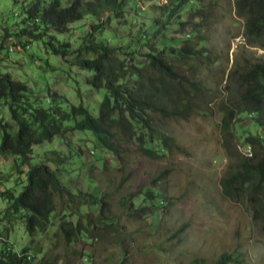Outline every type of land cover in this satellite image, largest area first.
I'll list each match as a JSON object with an SVG mask.
<instances>
[{
    "label": "rangeland",
    "instance_id": "374dc122",
    "mask_svg": "<svg viewBox=\"0 0 264 264\" xmlns=\"http://www.w3.org/2000/svg\"><path fill=\"white\" fill-rule=\"evenodd\" d=\"M50 1L0 0V43L9 34L0 50V71L25 84L41 100L42 107L47 108L49 96L56 94L63 106L82 105L96 117L105 91L87 84L86 79L94 73L81 69L75 62L95 55L80 51L103 39L108 47L117 48L111 64L125 77V82H130L134 68L143 74L148 71L144 55L149 47L145 41H139L138 33L152 38L156 30H161L152 38L155 48H179L186 41L175 33L180 22L186 23L183 32L189 35L187 41L201 55L187 60L167 55V59L183 78L185 90L189 88L187 79L207 89V97L195 99L201 111L187 120L150 114L154 129L169 136L176 145L159 158L144 155L133 140L126 146L123 161H119L107 151L94 150L90 134L68 128L62 142L54 139L51 144L35 147L33 163L52 149L82 151L84 167L80 173L76 176L72 171L79 168L78 164H70L61 177L71 193L81 191L99 199L86 198L85 205L80 207L89 216V222L81 217L70 218L74 223L87 225L91 234L88 239L83 235V239L71 244L63 239L58 225L64 206L57 199L51 226L29 236L22 220L5 217L9 204L0 195L1 234L17 251L28 247L36 256V263L45 259L49 264H212L222 254H229L238 258L236 264H264V234L252 220L253 203L248 195L241 202L229 201L223 196L221 185L230 172L228 165L234 158L245 156V131L251 135L260 131L249 121L232 128L233 138L225 139L221 130L223 109L234 90L229 73L245 66L247 61H264L263 50L245 45L243 20L235 15V0H194L168 20V13L162 10L168 0H121L122 15L115 17L114 11L101 15L104 22L109 18L103 33L93 30L99 21L86 16L71 24L65 35H56L59 42L71 46L66 58L45 50L41 42L15 36L32 6L46 7ZM59 1L65 7L71 0ZM173 93L177 95L176 90ZM0 121L15 128L7 107L0 106ZM97 157L103 160L105 169ZM21 170V174L16 173L13 158L0 155V194L6 190L15 195L21 192L28 169ZM161 175L163 180L157 185L154 180ZM155 186L164 199L157 211L159 220L149 215V209L144 215L128 217L122 199H134L139 191H152ZM78 208L76 200L67 211L73 210L78 216Z\"/></svg>",
    "mask_w": 264,
    "mask_h": 264
},
{
    "label": "trees",
    "instance_id": "16d2710c",
    "mask_svg": "<svg viewBox=\"0 0 264 264\" xmlns=\"http://www.w3.org/2000/svg\"><path fill=\"white\" fill-rule=\"evenodd\" d=\"M193 1L168 0L162 10L168 13V20ZM122 6L121 0H71L65 7H62L59 0H51L42 8L34 4L27 11V17L22 21L23 27L15 36L41 42L45 50L66 58L71 46L59 42L56 35H65L71 24L80 22L86 16L97 19L99 24L93 30L103 33L109 18L104 22L101 15L114 11L115 17H119L122 15ZM234 7L235 15L243 20L245 45L264 51V0H235ZM185 25L180 22L179 29L175 31L186 39L179 48L170 46L157 50L152 38H156L161 30H156L152 38L138 33L141 36L139 41H145L149 47V52L144 55L148 74L134 68V73L129 76L130 82H125V77L111 64L117 48L108 47L103 39L98 44L86 45L80 51L95 55L75 62L81 69L94 73L86 79L87 84L105 91L96 117L82 105L63 106L56 100V94L49 96V106L44 108L41 100L31 94L25 84L13 79L9 73L0 71V106L8 108L10 119L15 124V128H12L8 123L0 121V155L13 158L16 173L21 174L22 167L28 169L26 184L18 195L10 190L0 194L9 204L5 217H18L22 220L29 236L35 232H45L56 216L55 201L58 199L64 206L58 225L63 239L70 244L83 239V235L88 239L90 228L80 221L74 223L70 218L81 217L89 222V216L81 212L80 207L85 205L86 198L91 201L99 199L81 191L71 193L61 177L70 164H78L79 168L72 171L76 176L80 173L81 167H84L82 151L52 149L43 153L42 160L33 163L34 148L51 144L54 139L62 142L67 128L90 134L94 150L107 151L119 161H123V155L128 151L126 146L133 140L138 142L143 154L151 158L162 157L171 147L176 146L169 136L154 129L149 116L154 114L164 119L187 120L193 113L201 111L195 99L207 97V89L187 79L185 81L189 88L185 90L181 84L183 78L167 59V55H178L185 60L201 55L187 41L189 35L183 32ZM8 36L6 33L2 38L0 50L4 49L3 42ZM228 79L234 82V90L223 109L221 130L224 138H233L232 128L244 121H249L260 131L256 135L246 131L243 134L244 151L249 147L252 155L246 157L244 153L245 156L234 158L228 165L230 172L221 180L222 194L232 202H241L248 195L253 203L252 220L264 234V61H247L245 66L232 70ZM174 90L177 95H174ZM242 115L244 119H240ZM97 161L105 169L103 160L97 157ZM162 180L163 175L158 176L154 182L159 185ZM76 200L79 205L78 216L73 210L67 211ZM121 203L128 217L144 215L149 209V215L156 221L159 220L157 211L164 205V199L158 186H155L152 191H139L137 197L131 200L124 198ZM6 237L0 232V264H49L45 259L36 263V256L28 247L17 251ZM27 254L32 256L30 261ZM238 261L235 256L222 254L212 264H236Z\"/></svg>",
    "mask_w": 264,
    "mask_h": 264
},
{
    "label": "built area",
    "instance_id": "2783aa9c",
    "mask_svg": "<svg viewBox=\"0 0 264 264\" xmlns=\"http://www.w3.org/2000/svg\"><path fill=\"white\" fill-rule=\"evenodd\" d=\"M251 155H252V152H251V149H250V153H246V157H251ZM26 256H28V261H30L32 256L30 254H27ZM35 262H36V260H35Z\"/></svg>",
    "mask_w": 264,
    "mask_h": 264
},
{
    "label": "bare ground",
    "instance_id": "6f19581e",
    "mask_svg": "<svg viewBox=\"0 0 264 264\" xmlns=\"http://www.w3.org/2000/svg\"><path fill=\"white\" fill-rule=\"evenodd\" d=\"M247 151L250 152V148L249 147L246 148L245 153H247Z\"/></svg>",
    "mask_w": 264,
    "mask_h": 264
}]
</instances>
